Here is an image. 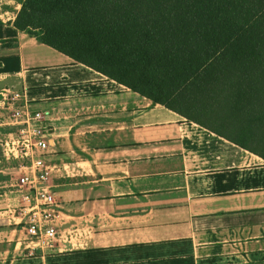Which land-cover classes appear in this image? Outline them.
Here are the masks:
<instances>
[{
    "label": "crops",
    "instance_id": "1",
    "mask_svg": "<svg viewBox=\"0 0 264 264\" xmlns=\"http://www.w3.org/2000/svg\"><path fill=\"white\" fill-rule=\"evenodd\" d=\"M19 1L0 0V264H264V158L19 31ZM15 107L44 115L54 249L22 223Z\"/></svg>",
    "mask_w": 264,
    "mask_h": 264
},
{
    "label": "trees",
    "instance_id": "2",
    "mask_svg": "<svg viewBox=\"0 0 264 264\" xmlns=\"http://www.w3.org/2000/svg\"><path fill=\"white\" fill-rule=\"evenodd\" d=\"M19 3V31L264 158V0Z\"/></svg>",
    "mask_w": 264,
    "mask_h": 264
},
{
    "label": "built area",
    "instance_id": "3",
    "mask_svg": "<svg viewBox=\"0 0 264 264\" xmlns=\"http://www.w3.org/2000/svg\"><path fill=\"white\" fill-rule=\"evenodd\" d=\"M9 105H15L19 93L6 90L1 94ZM10 124L17 127V138L6 142L10 157L24 159L19 165L18 186L23 190L22 207L19 212L26 222L27 233L35 246L54 249L58 231L54 222L58 216L59 202L50 183L53 168L48 164V130L41 125V112H32L24 107H15L10 115Z\"/></svg>",
    "mask_w": 264,
    "mask_h": 264
},
{
    "label": "rangeland",
    "instance_id": "4",
    "mask_svg": "<svg viewBox=\"0 0 264 264\" xmlns=\"http://www.w3.org/2000/svg\"><path fill=\"white\" fill-rule=\"evenodd\" d=\"M6 107H7V106H6ZM9 115H10V114H9ZM23 162H24V159H20L19 162H18L19 164L17 163L16 165H14V166L16 167V170H17V171L19 170V165L22 164ZM16 174H17V175H16ZM15 176H17V179H19V178H20V173H19V172H16V173H15ZM17 182H18V180H17Z\"/></svg>",
    "mask_w": 264,
    "mask_h": 264
}]
</instances>
